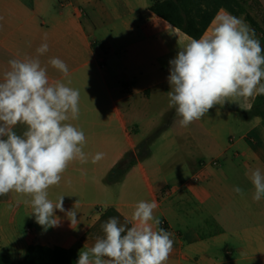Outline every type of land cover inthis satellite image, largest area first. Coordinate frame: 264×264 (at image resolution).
<instances>
[{
	"label": "crops",
	"instance_id": "obj_1",
	"mask_svg": "<svg viewBox=\"0 0 264 264\" xmlns=\"http://www.w3.org/2000/svg\"><path fill=\"white\" fill-rule=\"evenodd\" d=\"M257 3L264 14V0ZM151 6V0H0V82L10 60L38 57L49 83L78 90L79 117L66 123L84 132L88 156L87 163L70 162L47 190L53 203L65 196V210L76 204L77 224L54 209L59 223L46 228L32 215L30 196H0V252L12 261H22L36 245L89 250L105 238L102 225L110 218L131 228L138 223L136 205L155 200L153 216L161 223H150L174 241L166 264H264V197L253 200L250 180L251 170L264 173V122L246 117L258 95L224 98L182 127L169 107V61L189 37ZM43 43L48 51L38 55ZM52 58L68 66V76L49 63ZM13 130L22 135L27 126ZM170 136L175 139L161 143V155L150 145L149 156L122 180L107 182L127 153L138 154L151 137L155 143ZM97 152L104 158L93 164Z\"/></svg>",
	"mask_w": 264,
	"mask_h": 264
},
{
	"label": "clouds",
	"instance_id": "obj_2",
	"mask_svg": "<svg viewBox=\"0 0 264 264\" xmlns=\"http://www.w3.org/2000/svg\"><path fill=\"white\" fill-rule=\"evenodd\" d=\"M188 40L169 61V107H175L182 127L201 119L229 96L264 95V49L242 19L218 14L208 32ZM36 51L46 53L48 44ZM8 63L10 68L0 82V196L10 191L30 196L32 215L46 228L59 223L54 209L66 212L71 224H77L76 204L65 210V196L53 203L47 190L59 184L70 162H88L84 132L66 123L79 117L80 93L59 80L49 83L38 57ZM49 63L68 76V66L61 59L52 58ZM18 123L27 126L22 135L13 130ZM103 158L104 153L97 152L91 162ZM250 180L253 200L258 202L264 197V173L259 168L251 170ZM234 191L244 195L240 187ZM157 207L155 200L140 201L132 214L138 223L131 228L110 218L102 225L105 238L97 239L89 250H80L77 264H166L174 241L171 233L154 230L150 223H161L153 216Z\"/></svg>",
	"mask_w": 264,
	"mask_h": 264
},
{
	"label": "trees",
	"instance_id": "obj_3",
	"mask_svg": "<svg viewBox=\"0 0 264 264\" xmlns=\"http://www.w3.org/2000/svg\"><path fill=\"white\" fill-rule=\"evenodd\" d=\"M150 10L181 31L188 37L199 39L205 34L220 10H226L232 16L244 17L252 28L258 25L247 9L248 0H151ZM247 118L264 119V95H258L252 109L246 113ZM154 137L140 145L138 154L129 152L115 166L107 177L112 184L122 180L137 164L139 159L149 156V147ZM78 251L74 249L30 246L25 258L14 262L8 255L0 252V264H77Z\"/></svg>",
	"mask_w": 264,
	"mask_h": 264
},
{
	"label": "rangeland",
	"instance_id": "obj_4",
	"mask_svg": "<svg viewBox=\"0 0 264 264\" xmlns=\"http://www.w3.org/2000/svg\"><path fill=\"white\" fill-rule=\"evenodd\" d=\"M247 9H248L249 14L254 18V20L256 21V23L258 25V27L255 29L252 28L251 26H250V28L252 30H254L256 37L260 40L262 49H264V14H263V12L261 13V9L259 7V4L257 3V0H248ZM262 55H264V52H262ZM260 119L264 122L263 118H260ZM235 121H236L235 117H232L229 120L230 123H233ZM222 131H223L222 136L224 138V141L229 144V138L231 136L228 133L229 129H224ZM174 139H175V137L170 136V137H167L161 141V137H158L155 140V143H152L151 146L156 150L157 154L161 155V147H160L161 143L167 144V143L172 142ZM151 146L149 148H151ZM160 155H157V157ZM194 155H199V154H198V152L195 151ZM206 155H207V157L205 160H206V162H208V154H206ZM197 159H198V157H197ZM190 171H191V169H190ZM196 181H197V179H196Z\"/></svg>",
	"mask_w": 264,
	"mask_h": 264
},
{
	"label": "built area",
	"instance_id": "obj_5",
	"mask_svg": "<svg viewBox=\"0 0 264 264\" xmlns=\"http://www.w3.org/2000/svg\"><path fill=\"white\" fill-rule=\"evenodd\" d=\"M162 227H163V224H162Z\"/></svg>",
	"mask_w": 264,
	"mask_h": 264
}]
</instances>
